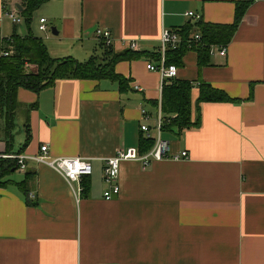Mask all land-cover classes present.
<instances>
[{"label": "crops", "instance_id": "obj_1", "mask_svg": "<svg viewBox=\"0 0 264 264\" xmlns=\"http://www.w3.org/2000/svg\"><path fill=\"white\" fill-rule=\"evenodd\" d=\"M244 1L51 0L30 24L40 25L42 17L54 23L58 34L44 41L51 56L85 61L103 53L98 28L111 31L115 52H156L165 28L193 23L191 36L199 33L188 12L230 24ZM249 1L226 56L213 45L201 66L190 49L178 67L175 79L193 82L192 116L200 125L161 135L171 155L187 151L189 158L154 161L147 169L123 162L121 192L112 199L104 198L105 159L119 149L144 154L154 147L165 81L147 65L161 60L147 54L118 61L115 71L129 80L124 91L110 79H58L40 92L19 88L25 112L18 107L14 128L20 117L21 135L15 145L14 128L7 138L0 117V155L26 156L23 174L9 178L20 182L30 173L31 179L27 196L16 184L0 187V264H264V0ZM19 5L22 0H0V44L32 30L23 26ZM7 9L24 21L13 23ZM201 80L241 102L198 108ZM142 139L152 141L149 148H141ZM42 145L51 157L91 159L86 193L77 196V183L71 187L31 158Z\"/></svg>", "mask_w": 264, "mask_h": 264}, {"label": "trees", "instance_id": "obj_2", "mask_svg": "<svg viewBox=\"0 0 264 264\" xmlns=\"http://www.w3.org/2000/svg\"><path fill=\"white\" fill-rule=\"evenodd\" d=\"M49 1L51 0H22V14L29 27L33 13ZM249 3V0H245L238 4L233 23L220 24L203 20L197 21L196 27L201 34V40L194 42L191 48H188L186 43H182L179 47L167 49L165 63L180 67L183 65L184 54L190 49H195L199 54V64L201 66L207 64L213 45L225 46L232 40ZM194 27L195 24L187 23L175 31L186 40L192 37ZM11 38L12 54L1 55L4 45L8 43L7 39L2 40L0 44V117L7 138L12 137V130L15 125L14 119L19 107L17 100L19 88L23 87L34 92H40L53 86L58 79H110L118 82L120 90L124 91L129 87V80L115 71V64L118 61L132 60L147 54L157 62L161 60L160 51L138 52L126 49L115 52L111 45L102 42V54H95L85 61H80L73 56H51L44 40L33 35L32 32L25 37L15 34ZM193 86V82L190 80L171 78L165 81L161 104L162 113H164L162 131L174 132L179 135L187 129L200 125V119L193 120L192 116L191 95ZM199 92L198 108L203 102L209 101L241 102L240 99L230 97L226 91L203 80L200 81ZM28 142L29 138H27L24 146ZM151 142L150 139H142L141 145L143 146L141 148H149ZM19 168L16 158L0 157V187L16 184L27 196L29 193L28 183L31 179L30 173L20 182H15L9 178ZM84 185V193H86L89 190V184L84 181Z\"/></svg>", "mask_w": 264, "mask_h": 264}, {"label": "built area", "instance_id": "obj_3", "mask_svg": "<svg viewBox=\"0 0 264 264\" xmlns=\"http://www.w3.org/2000/svg\"><path fill=\"white\" fill-rule=\"evenodd\" d=\"M5 16L11 19L13 23H22L24 18L18 14L16 11L5 10ZM187 16L194 18L196 21L201 20V16L190 11L187 13ZM40 30H47V19L42 17L40 19ZM96 36L100 38L106 45H112L113 35L109 29L98 28L96 30ZM201 40V34L196 33L192 37L184 40L183 37L175 30L172 29H163L161 36V61L160 63H148L147 67L150 70L157 71L161 74L162 80L166 81L171 78H175L178 73V67L175 64L167 65L165 63V53L169 48L179 47L182 43H186L188 48H191L194 42ZM7 44L4 45V49L1 51V55L8 56L13 53L12 38H7ZM132 48H136V44L132 43L130 45ZM219 54L226 56L227 46H218ZM211 47V52H212ZM162 113L161 107H159V113L157 118L156 129L158 135L155 138L154 147L141 154L137 147H128L125 149H119L113 156L107 157L105 159L104 171H103V180L108 185V188L104 192V198L109 200L112 199L114 195H119L121 192V186L119 183V175L121 164L125 161H137L141 163L143 169L149 168L154 161H160L167 158L173 159H187L189 154L187 151H181L179 154L171 155L170 153V142L162 137ZM149 126L146 124L141 125V130L143 132H149ZM148 134V133H147ZM3 156L8 158H16L20 169H24L25 158L23 155H14V154H4ZM32 159L37 160L41 163H45L54 169H56L64 179L71 185L73 183L78 184V190L76 191L77 196L82 194L84 191V179L92 175L93 173V164L91 159L79 157V156H59L51 157L48 153V145L41 146V152L34 156H31Z\"/></svg>", "mask_w": 264, "mask_h": 264}, {"label": "rangeland", "instance_id": "obj_4", "mask_svg": "<svg viewBox=\"0 0 264 264\" xmlns=\"http://www.w3.org/2000/svg\"><path fill=\"white\" fill-rule=\"evenodd\" d=\"M26 24H27V22H25L23 24V26H26ZM47 25H48L47 31H41L39 29V24L35 21V19H33L32 23L30 24V27L32 28V30H31L32 34L35 36L43 38L44 41L47 40V37L55 38L56 36L52 33V27L54 26V23H52V21H49V22H47ZM18 112L21 114H23V112H25L23 106L19 107ZM21 114H19V116ZM19 119H20V117L19 118L17 117L16 126L14 128L15 141H16L15 145L17 144L18 137L21 135V128H20L21 126L19 125L20 122H18ZM0 157H5V156L0 155ZM21 173L23 174V172H21V169H19L17 172L13 173L12 177L19 176V174H21Z\"/></svg>", "mask_w": 264, "mask_h": 264}, {"label": "water", "instance_id": "obj_5", "mask_svg": "<svg viewBox=\"0 0 264 264\" xmlns=\"http://www.w3.org/2000/svg\"><path fill=\"white\" fill-rule=\"evenodd\" d=\"M18 7L20 8V10L22 9L21 5H19ZM52 33L55 35L58 34V31H57L56 27H54V26L52 27Z\"/></svg>", "mask_w": 264, "mask_h": 264}]
</instances>
